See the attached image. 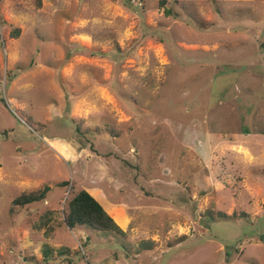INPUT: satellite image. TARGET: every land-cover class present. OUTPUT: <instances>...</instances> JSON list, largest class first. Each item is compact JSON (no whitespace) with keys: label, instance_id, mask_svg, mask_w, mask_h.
Listing matches in <instances>:
<instances>
[{"label":"rangeland","instance_id":"1","mask_svg":"<svg viewBox=\"0 0 264 264\" xmlns=\"http://www.w3.org/2000/svg\"><path fill=\"white\" fill-rule=\"evenodd\" d=\"M165 1L0 0V264H264V0Z\"/></svg>","mask_w":264,"mask_h":264},{"label":"trees","instance_id":"2","mask_svg":"<svg viewBox=\"0 0 264 264\" xmlns=\"http://www.w3.org/2000/svg\"><path fill=\"white\" fill-rule=\"evenodd\" d=\"M166 1L162 5L165 7ZM41 5V0H38ZM167 11V9H166ZM68 182H62V185ZM50 187L40 192L24 193L13 200L15 206H25L34 202H40L46 198ZM73 194L69 198L65 209V223L70 229L91 228L96 231H111L125 235L126 231L117 223L115 218L107 212L103 205L86 189L76 190L72 187ZM88 226V227H86ZM88 228V229H89ZM61 252L60 255H64Z\"/></svg>","mask_w":264,"mask_h":264},{"label":"crops","instance_id":"3","mask_svg":"<svg viewBox=\"0 0 264 264\" xmlns=\"http://www.w3.org/2000/svg\"><path fill=\"white\" fill-rule=\"evenodd\" d=\"M62 146H64V145H62ZM54 148L58 151V149L56 147H54ZM244 151H245V155L249 156L250 159H256V156L251 154V152H249L248 150H244ZM262 154H264V150H262ZM71 155H72V159L74 158V160H75L76 159L75 153L72 152ZM87 190L103 205V207L109 213L111 212L110 207H111L112 203L109 201L108 196L105 194L104 191H102L101 189L93 190V189H88V188H87Z\"/></svg>","mask_w":264,"mask_h":264}]
</instances>
